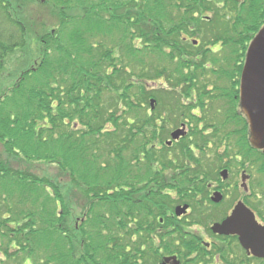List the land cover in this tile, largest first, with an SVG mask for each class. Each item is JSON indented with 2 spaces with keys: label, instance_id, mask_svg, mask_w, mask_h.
I'll return each mask as SVG.
<instances>
[{
  "label": "trees",
  "instance_id": "obj_1",
  "mask_svg": "<svg viewBox=\"0 0 264 264\" xmlns=\"http://www.w3.org/2000/svg\"><path fill=\"white\" fill-rule=\"evenodd\" d=\"M242 1L232 2L230 16L237 22L227 29L221 25L230 21L220 19L218 9L215 20L202 18L211 11L206 0H0V75L9 56L29 52L30 36L43 55L29 67L19 59L26 68L19 67L17 82L0 94V142L9 154L0 160V178L21 188L18 199L0 193L6 207L13 205L0 216V264H129L127 233L118 219L131 210L125 195L134 188L125 186L126 157L132 153L138 160L141 143L130 142L138 133L129 136L118 117L114 131L111 113L122 102L133 105L125 100L134 85L129 82L150 78L147 60L154 80L166 70L164 58L177 59L179 80L192 79L183 73L188 65L182 53L192 48L183 35L210 26L216 35L211 44L224 33L225 43L235 45L232 34L238 33H244V44L249 41L263 22L264 0ZM142 89L127 99L149 96ZM76 121L83 130L68 129ZM49 140L61 146L60 153L48 151ZM18 156L59 171L53 178L17 171L9 165ZM69 191L85 200L82 216L71 222Z\"/></svg>",
  "mask_w": 264,
  "mask_h": 264
},
{
  "label": "flooded vegetation",
  "instance_id": "obj_2",
  "mask_svg": "<svg viewBox=\"0 0 264 264\" xmlns=\"http://www.w3.org/2000/svg\"><path fill=\"white\" fill-rule=\"evenodd\" d=\"M234 1L237 6L243 2L206 0L213 16L202 18L215 20L218 9L221 19L230 21L228 29L237 22L230 16ZM257 30L245 44L244 33H231L235 45L221 40L228 33L217 37L216 44H211L216 35H209L204 45L183 35L192 43L182 53L188 65L183 73L192 79L179 80L174 64L150 81L158 83L152 88L156 96L142 97L140 106L135 102L139 115L132 106L125 113H111L110 127L115 131L118 117L129 136L138 133L130 142L141 143L138 160L132 153L126 157L125 186L134 188L125 195L131 210L118 219L127 233L129 264H264V256L242 243L253 237L248 223L246 232L213 230L237 208V216L240 210L250 215L251 225L264 233V146L253 141L242 98L246 49ZM197 69L200 75L195 76ZM207 73L214 81L203 79Z\"/></svg>",
  "mask_w": 264,
  "mask_h": 264
},
{
  "label": "rangeland",
  "instance_id": "obj_3",
  "mask_svg": "<svg viewBox=\"0 0 264 264\" xmlns=\"http://www.w3.org/2000/svg\"><path fill=\"white\" fill-rule=\"evenodd\" d=\"M25 10H27V9H25ZM208 14L213 16L212 13H210V12ZM225 16H227V15H225ZM220 19H221V17H220ZM221 27L222 28H227L226 24L225 25H221ZM209 28H210V26H204V27H202V30L200 31L199 34L191 35V36L189 35L188 37H193L194 36L196 38H199L200 41L202 42L201 45H204L205 43H203V42L207 38H209V35L211 34ZM27 42L29 44V52L28 53L25 52L24 56H22L21 58H23L24 60H28V62L26 64V67H29L30 65H32V66L37 65L38 62L40 61V59H42L43 55H40L39 50L37 48V43L34 41V39H32V36L28 37ZM140 45H142V44L140 43ZM21 58L19 57V53L11 55V56H9L7 58L6 63H5V67H4V71L0 75V94L2 92H4V89L5 90H10L14 86V83L17 82V77L20 74L19 69L25 67V64H22V66L20 64H17L18 60L21 59ZM167 59L168 58H164L165 68L171 69V67L174 66V64H177V62L174 63L172 61H169V59L168 60ZM146 60H147V57H146ZM147 62L149 64V70L147 72H145V74L148 75V77H150V78L147 79L149 82L146 85V83H144V81L140 82L138 80V78H136V77L134 78L135 80H132V81H130L131 78H129L130 79L129 83H132L134 85H133V87L131 89H129L127 91V96H126V99H125L126 103H129V102L133 101L132 107H136L135 111L137 112L138 115L142 112L141 108L137 107V105L140 106V104L142 103V101H141L142 97H140L138 95L136 97H132L131 100L130 99L128 100L127 97L132 96V94L135 93V91H136V89H138V87H142L145 90V92L149 93V95L150 94L152 95V93H154V95L156 96L155 91L152 92V88H155L158 83H155V84L154 83H150V81L153 79V74H152V71L150 69V66L153 64V62L151 60H147ZM203 63H204V61H203ZM198 75H200V74L198 73V69H197V70H195V76H198ZM203 79L211 81V80H213V76L210 73H207V74H204V78ZM149 91H151V92H149ZM61 93H62V98H64L65 97L64 96L65 95L64 90L63 91L61 90ZM109 94H112V92L109 93ZM109 94L106 93L103 97H106ZM143 97H145V96H143ZM110 99L113 101L112 98H110ZM135 102H137V105L135 104ZM121 105L122 106L118 105V113L119 112L125 113L126 112L125 109H127L129 111V109H130L129 105H125L124 102H122ZM145 107H146V105H144V108ZM110 109L113 110L114 106H111ZM128 111H127V113H128ZM125 118H126V116L122 115L121 119H125ZM68 129L69 130H74V129L83 130V127L81 126V124L79 122L76 121V123L74 122V123H71V124L69 122ZM47 148H48L49 152H54V151H56L58 149V152L60 153V151L62 150L61 146L58 147L57 145L52 143V141H50V140L47 143ZM7 157H9V154H7V152L4 150V147H3L2 143L0 142V160H4V158H7ZM10 162H11V165H9V166L11 168H13V169H15L17 171L22 170V172H29V173L35 174V176H37V177H43V178L52 177L53 178V176H56L57 172L59 171L57 165H55V164L47 163V162H44V161H36V160L34 162H31V161L28 162L22 156H18L17 158L12 159V161L10 160ZM61 181L64 182L65 179L62 178ZM20 190H21V188H20L19 184L11 183L6 178H0V193L4 197L5 196L7 197L8 193L11 192V194L15 195L16 198L18 199L19 196H20V193H21ZM62 190L64 191L65 188H63ZM48 192H50V190L46 191L47 194H49ZM66 194H65V202L68 205L67 210L69 208V210H68V212H69V216L68 217L69 218H68L67 221L71 222L72 219L75 220L76 217H81L82 216L83 211H84V209H82V205H83V203H85L84 202L85 200H82L81 197L79 195H77V194H76V196H74L75 194H73L71 191H69V193H66ZM0 204H3L0 207V216L4 212L5 208H7L8 206L10 208H13L12 204L11 205L8 204L7 207H6L5 206L6 203L4 202V199L1 196H0ZM102 204H103V202H102ZM14 206H15V204H14ZM99 208L100 207H98V204H97L93 208L94 211L91 213L90 216L87 217V219L92 218L93 213L98 211ZM83 226H85L86 231H88V229H89V227H87L88 225L85 224ZM135 245L138 246L139 244L136 243ZM133 247H134V249H138L134 245L132 246V248ZM124 248H125V246H124ZM6 263L9 264V261L6 260ZM12 263L15 264L16 261H14ZM148 264H149V262H148Z\"/></svg>",
  "mask_w": 264,
  "mask_h": 264
},
{
  "label": "water",
  "instance_id": "obj_4",
  "mask_svg": "<svg viewBox=\"0 0 264 264\" xmlns=\"http://www.w3.org/2000/svg\"><path fill=\"white\" fill-rule=\"evenodd\" d=\"M242 98L252 131L253 141L259 143L262 147L264 146V24L247 48L242 74ZM172 136L173 138L176 137L175 134H172ZM183 209L177 211V214H180ZM246 218L247 220H244ZM250 220L251 216H247L246 213L243 214L241 210L237 216L236 208L233 215L227 221L222 224H215L213 230L217 233H226L224 230L226 228L228 233L234 228L237 232H246L249 231L248 223L253 230V237L250 243L243 238L242 243L244 247H250L256 256L263 257V229L252 226ZM174 264L178 263L175 262Z\"/></svg>",
  "mask_w": 264,
  "mask_h": 264
}]
</instances>
